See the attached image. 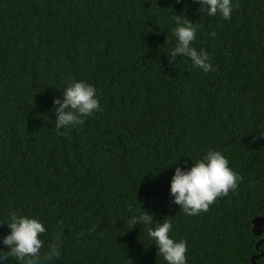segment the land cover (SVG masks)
Returning <instances> with one entry per match:
<instances>
[{"label":"trees","instance_id":"1","mask_svg":"<svg viewBox=\"0 0 264 264\" xmlns=\"http://www.w3.org/2000/svg\"><path fill=\"white\" fill-rule=\"evenodd\" d=\"M234 3L224 20L198 0H0V222H43L41 264H166L148 226L130 224L140 206L152 227L170 221L187 264H254L260 250L264 264V0ZM175 16L195 24L209 73L170 56ZM72 80L101 110L57 129L52 101ZM209 148L242 179L188 216L169 181Z\"/></svg>","mask_w":264,"mask_h":264},{"label":"clouds","instance_id":"2","mask_svg":"<svg viewBox=\"0 0 264 264\" xmlns=\"http://www.w3.org/2000/svg\"><path fill=\"white\" fill-rule=\"evenodd\" d=\"M208 16L219 14L224 20L231 19L236 6L234 0H198ZM175 26L171 29L175 38V46L169 53L174 59L177 56L187 57L192 66L203 73L213 70L209 55L203 49L192 46L196 38L195 24L184 17L173 18ZM214 36L215 33H212ZM56 105L55 128H75L84 123V118L100 111L99 98L95 87L85 80H72L63 88V99L53 98ZM67 109V110H66ZM264 135V132H261ZM192 159V158H191ZM190 167L176 166L169 181V194L172 202L179 205L185 215L195 216L206 212L217 197L235 191L242 177L229 166L227 157L219 150L209 148L201 158L193 160ZM187 163V162H186ZM152 214L139 207L130 217V224L145 225L147 237L156 246L157 253L166 264H187V242L184 239H173L169 233L172 224L163 220L152 227ZM9 233L3 238L7 251L0 249V264H6L9 258H14L16 264H41V248L44 241L40 238L46 229L43 222L36 216L17 214L10 211L6 222ZM131 227V228H132ZM61 244H52L44 259L60 255Z\"/></svg>","mask_w":264,"mask_h":264},{"label":"water","instance_id":"3","mask_svg":"<svg viewBox=\"0 0 264 264\" xmlns=\"http://www.w3.org/2000/svg\"><path fill=\"white\" fill-rule=\"evenodd\" d=\"M253 230L257 235H261L264 232V216L256 217L253 219ZM263 242H264V237H262V239L258 242L257 250H260V246L263 244ZM261 254L263 253L260 250L258 254L253 256L252 260L254 264L257 263V259L259 258Z\"/></svg>","mask_w":264,"mask_h":264}]
</instances>
